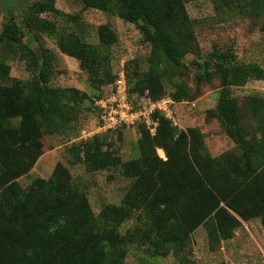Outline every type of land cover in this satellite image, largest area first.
I'll return each mask as SVG.
<instances>
[{
  "label": "trees",
  "instance_id": "1",
  "mask_svg": "<svg viewBox=\"0 0 264 264\" xmlns=\"http://www.w3.org/2000/svg\"><path fill=\"white\" fill-rule=\"evenodd\" d=\"M212 1L222 12L264 16V0ZM81 2L84 9L102 10L135 24L142 42L151 46L145 66L138 54L127 59L131 94L148 92L153 99L169 95L178 104L194 100L202 81H210L216 74L219 97L216 107L207 111V119L220 122L236 149L213 156L201 128L182 129L157 114L154 135L138 124V152L128 160L109 141L113 132L122 134L126 126L72 145L73 164L83 163L92 172L115 169L131 181L123 199L103 205L98 214H94L85 188L61 162L48 179L37 177L23 187L18 179L39 158L30 143L66 131L73 113L89 98L77 87L50 83L56 56L40 43V36L56 40L64 54L76 58L94 88L114 82L122 58L113 68L104 64L111 59L106 50L118 41L108 23L98 27V44L79 30L61 29L47 15L73 16L61 11L56 0L33 2L21 22L12 12L0 32V264H126L135 243L147 245L159 257L171 251L182 253L202 225L212 240L219 241L231 238L244 221L260 218L264 225V96L253 93L240 104L232 92L233 87L251 80H264V66L239 61L226 50L202 56L196 20L190 16L186 0ZM26 38L40 46L30 45ZM13 60L24 61L33 77L12 76ZM180 68L185 72L197 69L195 91L184 80L174 79L170 80L173 91H167L162 77ZM96 110L100 118L97 105ZM131 219L136 227L122 231Z\"/></svg>",
  "mask_w": 264,
  "mask_h": 264
},
{
  "label": "rangeland",
  "instance_id": "2",
  "mask_svg": "<svg viewBox=\"0 0 264 264\" xmlns=\"http://www.w3.org/2000/svg\"><path fill=\"white\" fill-rule=\"evenodd\" d=\"M37 0H0V32L10 13H15L21 22L23 13ZM56 6L73 17H53L61 29L74 28L79 30L85 38L98 44V27L108 23L117 33L118 41L106 50L111 59H106L107 68L114 66L121 58L128 54H138L145 66L144 58L150 53L151 46L142 42L141 33L135 24L124 21L119 16L98 10L84 9L81 0H56ZM187 10L196 20V36L202 56L219 53L222 50L233 52L239 61H255L264 66V16L250 17L241 15L237 10L219 11L212 0H186ZM26 42L34 47L40 43L49 48L56 56L52 67L50 83L54 86L77 87L88 93L87 98L73 113V121L69 128L62 133L46 135L36 142L30 143L39 153L34 167L18 181L23 187H28L37 178L48 179L58 162L66 165L74 180L84 187L87 198L94 214H98L101 207L107 203H118L128 193L130 179L118 174L115 169L97 172L89 171L83 163L73 164L74 154L71 147L74 143L84 140L92 134L98 125L99 118L96 110V100L106 93L110 86L94 88L88 82L87 74L81 70L79 61L64 54L56 40L47 35L40 36V43ZM192 56V55H190ZM11 74L24 80L33 77L24 61L11 62ZM171 79L184 80L193 91L197 89V69L184 68L170 71L162 77L167 91H173ZM220 80L216 74L210 81H202L201 91L194 100L183 101L174 105L178 117L179 127H199L205 135L206 146L213 156H219L226 151L236 149L235 142L229 138L220 122L207 119V111L215 108L218 102ZM233 94L242 104L244 98L253 93L264 96V80H251L245 86L233 87ZM140 132L138 125L126 127L110 135L109 141L120 150L124 160L136 156ZM160 156L167 159L165 152ZM135 220L126 221L122 231L136 227ZM126 264H264V225L260 218L244 221L227 240H212L207 228L202 225L191 235L185 250L177 254L171 251L168 255L155 257L147 245L135 243L130 246Z\"/></svg>",
  "mask_w": 264,
  "mask_h": 264
},
{
  "label": "built area",
  "instance_id": "3",
  "mask_svg": "<svg viewBox=\"0 0 264 264\" xmlns=\"http://www.w3.org/2000/svg\"><path fill=\"white\" fill-rule=\"evenodd\" d=\"M131 56L132 54H128L121 59L116 69L117 77L110 85L109 93L96 100V105L100 109V118L96 130L87 137L120 126L131 127L138 124H144L154 135L159 124L157 114L164 115L174 125L179 126L174 108L176 103L169 95L153 99L148 92L144 95L130 93L126 62Z\"/></svg>",
  "mask_w": 264,
  "mask_h": 264
},
{
  "label": "crops",
  "instance_id": "4",
  "mask_svg": "<svg viewBox=\"0 0 264 264\" xmlns=\"http://www.w3.org/2000/svg\"><path fill=\"white\" fill-rule=\"evenodd\" d=\"M160 151H162L163 152V149H161V148H158V153L160 154ZM161 155V154H160Z\"/></svg>",
  "mask_w": 264,
  "mask_h": 264
}]
</instances>
